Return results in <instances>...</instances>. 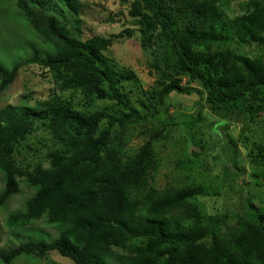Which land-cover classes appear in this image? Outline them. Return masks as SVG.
<instances>
[{
    "label": "trees",
    "instance_id": "trees-1",
    "mask_svg": "<svg viewBox=\"0 0 264 264\" xmlns=\"http://www.w3.org/2000/svg\"><path fill=\"white\" fill-rule=\"evenodd\" d=\"M119 1L129 6L133 27L83 41L68 36L65 22L19 3L34 26L42 22L45 38L53 34L60 43L54 44L53 55L28 57L1 74L0 92L20 67L37 64L90 102L110 100L113 105L81 111L55 93L36 101L34 111H0V166L5 172L0 205L21 180L37 186L23 210L6 216L7 232L17 236L44 219L58 233L52 241L28 239L0 250V258L9 262L21 254L40 258L57 251L74 264L108 258L118 264H264L261 207L248 198L246 211L229 219L233 222L227 214L208 213L200 197L219 195L228 182L211 183L212 176L191 159L184 166L186 182L155 187L148 182L155 171L153 139L129 155L121 133L142 114L160 112L172 92L205 93L206 108L220 122L264 116V0L249 1L248 10L232 19L208 0ZM132 37L149 50L160 78L141 112L123 95V74L99 62L115 40ZM230 41L254 44L259 52L253 57L235 53L223 46ZM38 128L48 136L43 158L28 164L17 160V147ZM258 150L264 161V146Z\"/></svg>",
    "mask_w": 264,
    "mask_h": 264
},
{
    "label": "rangeland",
    "instance_id": "rangeland-1",
    "mask_svg": "<svg viewBox=\"0 0 264 264\" xmlns=\"http://www.w3.org/2000/svg\"><path fill=\"white\" fill-rule=\"evenodd\" d=\"M21 1L39 13L65 22L68 36L81 41L95 34L108 37L126 27H133L129 6L119 0H0V75L28 57L53 55L54 44L60 43L53 34L45 38L44 29L40 26L42 22L39 23L40 29L34 26L22 12ZM208 1L216 2L217 7L232 19L246 12L251 0ZM223 46L251 57L259 52L254 44L230 41ZM113 61L120 66H114ZM99 62L111 65L117 73L123 74L119 78L123 95L131 107L141 112V104H147L149 92L160 84L149 50H144L135 37L117 39L102 51ZM129 74L134 77H129ZM182 83L186 86L185 79ZM55 93L81 111L109 110L113 105L110 100L90 102L79 89L56 78L47 67L25 64L18 69L15 79L0 92V111H34L36 101L45 100ZM205 97V93H170L160 112L142 114V119H133L122 128L125 151L133 155L146 140L153 139L155 171L148 182L157 188L186 182L183 172L188 159L194 161L199 171L212 176V179L208 177L211 183H224L226 180L228 183L222 185L219 195L200 197L208 213L227 214L228 220L237 219L236 214L246 211L248 198L264 211V179L259 174L264 169V161L258 156V146H264V116L256 117L254 121L220 122L206 108ZM47 139L45 131L38 128L17 147L14 157L27 164L41 160L47 151L43 146L48 143ZM4 180L5 172L0 166V192L4 188ZM18 184V190L0 205V250H8L28 239L52 241L58 234L55 227L44 219L33 222L17 236L7 232L6 216L23 210L26 201L37 190V186L22 180ZM0 264L74 263L57 251H51L40 258L32 254H21L9 262L0 258ZM99 264L118 263L108 258Z\"/></svg>",
    "mask_w": 264,
    "mask_h": 264
}]
</instances>
